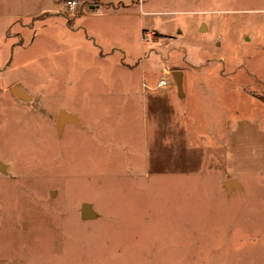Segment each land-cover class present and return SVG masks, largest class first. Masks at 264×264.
I'll list each match as a JSON object with an SVG mask.
<instances>
[{
	"label": "rangeland",
	"instance_id": "374dc122",
	"mask_svg": "<svg viewBox=\"0 0 264 264\" xmlns=\"http://www.w3.org/2000/svg\"><path fill=\"white\" fill-rule=\"evenodd\" d=\"M99 1L0 5V264H264V171L226 170L209 123L264 128V0L84 15ZM177 83L195 86L175 107L196 131L176 154L152 101ZM61 111L76 121L59 125ZM87 202L97 217L82 218Z\"/></svg>",
	"mask_w": 264,
	"mask_h": 264
},
{
	"label": "crops",
	"instance_id": "0c3cea01",
	"mask_svg": "<svg viewBox=\"0 0 264 264\" xmlns=\"http://www.w3.org/2000/svg\"><path fill=\"white\" fill-rule=\"evenodd\" d=\"M56 1L57 0H0V5L9 8L10 6L8 7L5 5L11 4L12 6H15L13 11L19 12L21 10H32L34 6L38 5V10H40L42 13L45 11V13H47L50 11H56V9L54 8V4H56ZM149 1L151 0H136L137 3H140L138 4V7L141 8L138 12L139 15L144 16L147 14H159V9H157ZM148 5H150V8L147 9ZM94 7L95 8L92 11L90 10L84 15H89V13H97L100 11L104 16H111L112 13H117V7L114 4V0H100L97 4H95ZM124 7L126 8L128 6L124 5ZM118 12L124 13L126 11ZM40 16H42V14ZM24 17H28V15L14 14L11 16V18L17 20H22ZM141 26L142 31L144 28L146 29L149 27V25H146L145 18L142 19ZM179 84L180 83H177L175 85H170L168 87L162 88V90L166 88L169 89L162 93H156L153 96L152 101L153 112L157 115V117L163 116V118H158V120L162 121V123L165 125L171 126L170 132H167V134L169 138L172 139L170 145L173 153L176 154L177 152H179L177 149L182 147L176 139H179L182 134L185 135L196 131L195 125L191 127L188 126L189 124L184 127L180 125L182 123V120L184 121V119L182 118L180 123V115L182 112L180 108L175 107L178 106L176 105V102L184 103L194 98L195 86H182ZM198 88L199 90L212 91L210 90V88H202V86H198ZM15 89H18L17 91L20 96H24L26 93V89H24L21 85H17V88H13V91H15ZM183 92L184 94H181ZM189 121L192 122L191 119H189ZM209 123L211 124L210 129L215 132L211 133L212 136L215 135L216 137H218L220 135L224 137V144L221 143L220 145H216L214 147V151H216L217 155L222 156L220 158L222 159L226 170L231 173L237 174L238 176L244 173L255 174L264 171V128L260 126L258 121L250 118L237 120L235 118H231L227 120L225 119V122L223 123L222 121H220L219 116L217 117L214 115L209 117ZM223 124H225L224 127H222ZM181 153L182 151H180L179 154ZM213 163L216 164V167L211 166L210 169L219 170V158L217 156L209 164ZM247 183H249V180L245 179V182H243V186L246 187V185H248Z\"/></svg>",
	"mask_w": 264,
	"mask_h": 264
},
{
	"label": "water",
	"instance_id": "95a60500",
	"mask_svg": "<svg viewBox=\"0 0 264 264\" xmlns=\"http://www.w3.org/2000/svg\"><path fill=\"white\" fill-rule=\"evenodd\" d=\"M16 91V89H15ZM17 92V91H16ZM59 125H61L64 121H72L75 122L76 121V117L74 115H72L70 112L67 111H61L59 113ZM0 168L3 170L5 168L4 164H1ZM98 214L96 213L93 205L91 203H84L82 205V218L83 219H93L95 217H97Z\"/></svg>",
	"mask_w": 264,
	"mask_h": 264
},
{
	"label": "built area",
	"instance_id": "2783aa9c",
	"mask_svg": "<svg viewBox=\"0 0 264 264\" xmlns=\"http://www.w3.org/2000/svg\"><path fill=\"white\" fill-rule=\"evenodd\" d=\"M66 3H67L69 8L74 10L80 6L81 0H66ZM154 36H155L154 32L149 31V32H145V34H143L142 38H143V40H145L146 43L150 44L153 42ZM167 84H168V81L163 79L160 81L159 86H166Z\"/></svg>",
	"mask_w": 264,
	"mask_h": 264
},
{
	"label": "trees",
	"instance_id": "16d2710c",
	"mask_svg": "<svg viewBox=\"0 0 264 264\" xmlns=\"http://www.w3.org/2000/svg\"><path fill=\"white\" fill-rule=\"evenodd\" d=\"M145 30V29H144ZM147 31V30H146Z\"/></svg>",
	"mask_w": 264,
	"mask_h": 264
}]
</instances>
